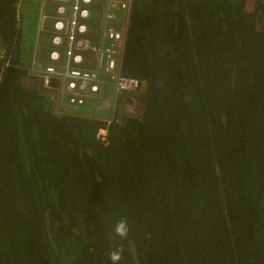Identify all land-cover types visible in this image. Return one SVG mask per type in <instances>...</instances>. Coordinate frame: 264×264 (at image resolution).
I'll list each match as a JSON object with an SVG mask.
<instances>
[{
    "label": "trees",
    "instance_id": "trees-1",
    "mask_svg": "<svg viewBox=\"0 0 264 264\" xmlns=\"http://www.w3.org/2000/svg\"><path fill=\"white\" fill-rule=\"evenodd\" d=\"M20 1L0 0V264H264V1L134 0L120 72L145 86L108 123L55 112Z\"/></svg>",
    "mask_w": 264,
    "mask_h": 264
},
{
    "label": "built area",
    "instance_id": "built-area-1",
    "mask_svg": "<svg viewBox=\"0 0 264 264\" xmlns=\"http://www.w3.org/2000/svg\"><path fill=\"white\" fill-rule=\"evenodd\" d=\"M132 1L42 0L29 74L41 79L46 91H55L49 99L57 114L75 113L95 99L101 100V109H112L119 94L145 86L144 81L120 74ZM43 35L49 36L45 46ZM105 135L100 129L97 137Z\"/></svg>",
    "mask_w": 264,
    "mask_h": 264
},
{
    "label": "rangeland",
    "instance_id": "rangeland-1",
    "mask_svg": "<svg viewBox=\"0 0 264 264\" xmlns=\"http://www.w3.org/2000/svg\"><path fill=\"white\" fill-rule=\"evenodd\" d=\"M258 0H247L245 9L251 12L254 9L255 3ZM264 1V0H262ZM41 10V0H21L19 6V13L21 16L20 29L24 37V46L29 51L30 48H34L37 45L38 25ZM52 10L51 7L48 8ZM49 36L43 35L41 43L47 45ZM45 49L41 50V56L45 57ZM27 81V83H29ZM32 82V81H31ZM26 83V84H27ZM47 93V92H46ZM56 94L55 91H48V94ZM47 94V95H48ZM65 103V100H64ZM128 110L127 108L125 111ZM123 111V109H122ZM78 115L94 117L95 115L102 116V120L109 121L114 117L115 110L112 109H101V100L88 101L86 106L80 108L76 112Z\"/></svg>",
    "mask_w": 264,
    "mask_h": 264
},
{
    "label": "clouds",
    "instance_id": "clouds-1",
    "mask_svg": "<svg viewBox=\"0 0 264 264\" xmlns=\"http://www.w3.org/2000/svg\"><path fill=\"white\" fill-rule=\"evenodd\" d=\"M133 4H134V0L132 1V5H131V10H130V13L132 11V7H133ZM130 13H129V19H130ZM129 25H130V20H128V25H127V29H126V32H125V39H124V46H123V49H122V53H123V50H124V47H125V44H126V39L128 37V29H129ZM122 53L120 55V63H119V66H121V56H122ZM121 74V72H120ZM122 75V74H121ZM127 77V76H126ZM109 121H107L108 123ZM105 130V129H103ZM106 131V130H105ZM99 132V131H98ZM98 134V133H97ZM115 232L117 235H119L120 237H125L127 235V232H128V228H127V224H126V221H123L121 220L115 227ZM122 249H116L115 251H113L111 254H110V259L114 262H118L120 259H121V253H122Z\"/></svg>",
    "mask_w": 264,
    "mask_h": 264
},
{
    "label": "crops",
    "instance_id": "crops-1",
    "mask_svg": "<svg viewBox=\"0 0 264 264\" xmlns=\"http://www.w3.org/2000/svg\"><path fill=\"white\" fill-rule=\"evenodd\" d=\"M97 3H100V1H97ZM41 10H42V0H41ZM41 10H40V13H41Z\"/></svg>",
    "mask_w": 264,
    "mask_h": 264
}]
</instances>
